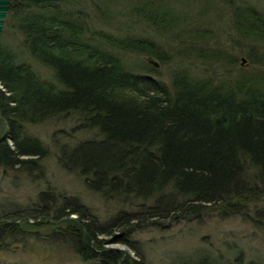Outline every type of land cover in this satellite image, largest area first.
I'll return each mask as SVG.
<instances>
[{"label":"trees","instance_id":"obj_1","mask_svg":"<svg viewBox=\"0 0 264 264\" xmlns=\"http://www.w3.org/2000/svg\"><path fill=\"white\" fill-rule=\"evenodd\" d=\"M73 1L0 0V168H46L50 146L28 125L76 115L79 126L96 134L57 144L60 163L125 207L107 222L89 205L46 189L36 211L0 212L1 239L24 240L37 225L31 219L41 217L55 240L88 264H144L106 243L129 242L136 230L207 210L263 226L264 52L255 58L259 66L233 81L177 68L168 82L154 64L132 70L110 48L158 54L152 38L101 29L106 45L96 43L86 35L97 29L70 9ZM131 6L156 29L179 26L166 0H131ZM234 14L245 37L264 41L263 10L245 3ZM17 31L19 47L10 40ZM57 196L61 206L53 205ZM242 257L236 264H244Z\"/></svg>","mask_w":264,"mask_h":264},{"label":"rangeland","instance_id":"obj_2","mask_svg":"<svg viewBox=\"0 0 264 264\" xmlns=\"http://www.w3.org/2000/svg\"><path fill=\"white\" fill-rule=\"evenodd\" d=\"M166 3L178 13V27L156 29L135 14L131 0H74L70 9L88 17L92 28L97 30L86 36L96 43H106L98 35L101 29L115 35L145 34L152 38L158 54L110 48L135 71H145L144 61L151 65L153 60L159 62L157 69L168 82L177 68H187L191 75H211L215 80L233 81L259 66L255 58L261 60L264 41L245 37L239 31L234 9L253 3L264 11V0H166ZM11 35L12 43L22 46V35L18 31ZM242 57L246 58L244 63ZM35 63L44 76L53 77L49 67ZM79 124L76 115H67L28 125L31 133L49 144L51 154L43 161L44 169L27 172L19 167L0 168V212L36 211L41 205L40 193L46 189L50 194L53 190L64 192L72 196L71 202L89 205L107 222L122 211L125 204L93 190L84 177L67 170L59 161L57 144L73 145L96 134V130L85 129ZM62 203L57 196L53 205L61 206ZM31 220L37 225L28 231L24 240L0 237V264H88L71 245L55 240L51 228L41 217ZM131 239L129 242L111 241L106 245L127 248L126 252L132 256L143 258L144 264H236L238 253L243 255L244 264L250 260L264 264V225L241 215L221 216L207 210L193 219L171 221L166 227L136 230Z\"/></svg>","mask_w":264,"mask_h":264},{"label":"water","instance_id":"obj_3","mask_svg":"<svg viewBox=\"0 0 264 264\" xmlns=\"http://www.w3.org/2000/svg\"><path fill=\"white\" fill-rule=\"evenodd\" d=\"M148 59H150V57H148ZM245 60H246V58L242 57V62L243 63H244ZM153 63L156 65V67H159V62L153 60ZM124 249L127 250V248H124Z\"/></svg>","mask_w":264,"mask_h":264}]
</instances>
